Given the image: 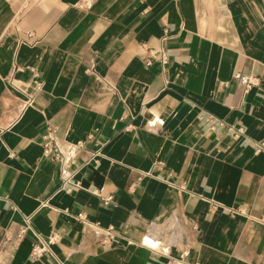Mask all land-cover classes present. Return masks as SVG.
I'll return each instance as SVG.
<instances>
[{"label": "crops", "instance_id": "1", "mask_svg": "<svg viewBox=\"0 0 264 264\" xmlns=\"http://www.w3.org/2000/svg\"><path fill=\"white\" fill-rule=\"evenodd\" d=\"M0 264H264V0H0Z\"/></svg>", "mask_w": 264, "mask_h": 264}, {"label": "built area", "instance_id": "2", "mask_svg": "<svg viewBox=\"0 0 264 264\" xmlns=\"http://www.w3.org/2000/svg\"><path fill=\"white\" fill-rule=\"evenodd\" d=\"M140 2L146 3L147 0H139ZM145 13L149 12V7L146 6L144 9ZM169 36V30H164L163 40H166ZM168 51L166 48L161 47L159 50L155 51L146 60L148 64H151L152 59H159L162 63L167 61ZM234 80L237 86L246 91L249 88L258 84V77L254 74H245L243 72H236L234 74ZM45 155L51 159L59 162V178H60V189L66 191H73L80 189L82 187L79 180L75 177V171L71 170L68 165V157L66 153L61 149V147L56 143L55 136L52 130L48 131L46 141L44 143ZM105 203H112L114 201V196L112 194L107 195L103 198ZM81 216V215H80ZM99 229V227H97ZM99 238L101 244H108L115 240L117 237L116 230L114 226H108L102 228L99 232ZM60 235L56 232L49 236L46 240L40 237L38 244H35L32 248V256L34 258L41 256L44 252L51 250V246L59 241Z\"/></svg>", "mask_w": 264, "mask_h": 264}]
</instances>
